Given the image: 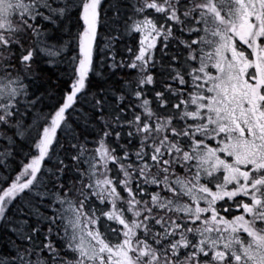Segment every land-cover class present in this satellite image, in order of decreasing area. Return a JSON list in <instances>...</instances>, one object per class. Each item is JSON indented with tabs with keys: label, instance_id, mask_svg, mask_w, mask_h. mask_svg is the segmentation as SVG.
<instances>
[{
	"label": "trees",
	"instance_id": "trees-1",
	"mask_svg": "<svg viewBox=\"0 0 264 264\" xmlns=\"http://www.w3.org/2000/svg\"><path fill=\"white\" fill-rule=\"evenodd\" d=\"M25 1L31 14L15 16L20 24L0 41V78L24 84L13 102L0 101V196L32 174L42 139L79 78L87 29L89 0ZM199 13L233 35L218 0L100 1L82 91L34 182L3 211L0 264H186L188 244L217 222L235 221L238 213L227 208L243 200L244 188L218 190L198 157L211 143L191 106L202 80ZM67 204L95 256L72 246Z\"/></svg>",
	"mask_w": 264,
	"mask_h": 264
},
{
	"label": "rangeland",
	"instance_id": "rangeland-1",
	"mask_svg": "<svg viewBox=\"0 0 264 264\" xmlns=\"http://www.w3.org/2000/svg\"><path fill=\"white\" fill-rule=\"evenodd\" d=\"M218 1L229 13L231 20H234L232 24L227 23L229 28H233L239 21H243L245 16L249 15V12L254 10L253 13L257 14L261 11L258 5L260 0ZM31 9L32 4L25 0H0V18L3 19L0 22V26L3 27L2 21L8 20L13 14H15L16 19L19 16L23 18L31 14ZM197 20L202 23L201 36L196 37V39L203 45V49L199 52L203 53V55L199 56L201 63L197 67L196 76H198V80H202L194 83L191 106L192 110L202 117L201 121L206 125L209 130L208 133L211 135V143L198 150V157L204 163L203 172L208 175L211 182L219 186L218 190L230 189L235 184L242 183V189L245 187L248 193L249 191L254 192L257 195V201L264 202V199L261 198V196L264 197V182L261 181L263 173H254V178L248 182L244 178L245 171H243V168L250 171L251 166L249 167V165L254 163V156L251 155L250 146H247V143H241L243 140L241 136L243 128L240 125L241 122L238 124L239 116H242V111L245 110L241 106L243 93H239V89L244 83V73H242L239 62L244 60L247 62L249 59L244 57L242 52L240 55L235 54L233 48L235 41L230 34L231 31L221 28L213 16L209 15L208 18L203 20L202 14L199 13L197 14ZM15 22L16 26L20 24L18 20H15ZM2 37L4 36L0 35V41ZM22 87H24V84L19 80L0 78V101L13 102L14 99L20 96ZM242 121L246 122L244 119ZM235 125L238 130L234 129ZM28 174L27 172L25 176H28ZM21 189L14 190L5 197L0 219L3 216V211L6 209L9 198H12L13 194ZM3 194H1L0 198ZM259 195L261 196L258 197ZM192 196L200 197L206 202L209 201L201 194L193 193ZM226 197L228 196L226 195ZM228 205H230L229 202ZM187 207V205L180 204V210L182 211H186ZM251 210L254 211L253 207ZM255 212H257V209ZM259 213L261 215L259 222H262L264 221V213ZM65 218L74 249L86 256H95V248L84 232L76 210L69 204L66 205ZM227 236L226 243L241 257L242 255L245 256V260L248 263L264 264V257L257 246L258 243H255V245L252 242L244 243L241 241L239 243L238 236L234 234H228ZM204 238L207 239V236L204 235ZM217 239H219L218 236L210 237L208 240L215 241ZM238 244H245V246L238 247Z\"/></svg>",
	"mask_w": 264,
	"mask_h": 264
},
{
	"label": "flooded vegetation",
	"instance_id": "flooded-vegetation-1",
	"mask_svg": "<svg viewBox=\"0 0 264 264\" xmlns=\"http://www.w3.org/2000/svg\"><path fill=\"white\" fill-rule=\"evenodd\" d=\"M258 5L261 9L260 13L254 14V10L251 11L252 13L249 12V15H246L243 21H239L232 28V33H235L232 35L235 41L233 43L235 54L240 55L242 52L244 53L243 56L249 59L247 62L246 60L239 62L242 73H244V83L239 89V93H243L241 106L246 110L242 111L238 123L241 122L240 125L243 128L241 143H247V146H250L251 155L254 156V163L249 165V167L251 166L250 171L243 168V171H245L244 178L247 182L254 178V173H263L261 181L264 182V0H260ZM1 20L3 19L0 18V22ZM14 21L15 14L8 20L2 21L3 27L0 26V35L8 37L13 35ZM244 47L248 52L245 51ZM243 119L246 121L245 123L242 121ZM234 129H237L236 125ZM237 185L241 186L242 183ZM244 190L245 192H242L244 193L243 200L235 201L237 203H233L231 208L224 207L234 209V213H238L233 217L234 222H217L215 230L210 228L209 231L202 234L200 240H197L194 244H186L188 249L185 255L187 257L186 264H251L245 260V256L242 255L241 257L226 243L228 234L238 236L239 243L241 241L244 243L252 242L254 245L258 243L257 246L264 257V221L259 222L261 220L259 212L264 213V204L259 206L257 195L252 191L248 193L245 187ZM261 198L264 199L262 196ZM252 207L254 211L251 210ZM256 209L257 212H255ZM201 211L205 213L208 209L203 208ZM204 235L207 236V239L204 238ZM217 236L219 239L215 241L208 240L210 237ZM243 246L245 244H238V247ZM169 249L166 254L168 257L171 256L172 251V248ZM136 262L133 261V263ZM138 264H142V259L139 260Z\"/></svg>",
	"mask_w": 264,
	"mask_h": 264
},
{
	"label": "water",
	"instance_id": "water-1",
	"mask_svg": "<svg viewBox=\"0 0 264 264\" xmlns=\"http://www.w3.org/2000/svg\"><path fill=\"white\" fill-rule=\"evenodd\" d=\"M99 3H100V0H89L84 7V18H85V22L88 28L83 33L81 44H80L82 60L79 66L80 68L79 78L75 82L74 87L71 90V92L66 96L64 103L59 109L58 113L54 116L53 124L51 128L47 131L42 141V144L40 146V154L36 160L35 169L33 171V174L31 175L29 179L15 185L14 187L7 190L2 195V197L0 198V214H1L3 201L6 196H8L14 190H18L23 187H26L31 182H33V180L35 179L36 175L38 174L44 162L49 146L53 143L58 133V130L64 120V116L71 109V107L76 102L79 94L82 91V88L85 84L87 72L93 64V52H94V47L96 44V37H97V32H98V24H97L96 16L98 13ZM30 58H31V55H28L26 60H29Z\"/></svg>",
	"mask_w": 264,
	"mask_h": 264
}]
</instances>
